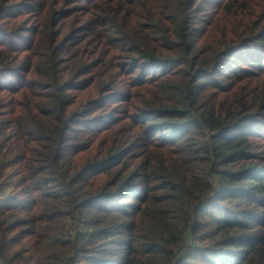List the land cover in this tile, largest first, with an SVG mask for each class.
Segmentation results:
<instances>
[{
  "label": "trees",
  "instance_id": "1",
  "mask_svg": "<svg viewBox=\"0 0 264 264\" xmlns=\"http://www.w3.org/2000/svg\"><path fill=\"white\" fill-rule=\"evenodd\" d=\"M0 261L264 264V0H0Z\"/></svg>",
  "mask_w": 264,
  "mask_h": 264
},
{
  "label": "built area",
  "instance_id": "2",
  "mask_svg": "<svg viewBox=\"0 0 264 264\" xmlns=\"http://www.w3.org/2000/svg\"><path fill=\"white\" fill-rule=\"evenodd\" d=\"M0 264H6V263H3L2 261H0Z\"/></svg>",
  "mask_w": 264,
  "mask_h": 264
}]
</instances>
